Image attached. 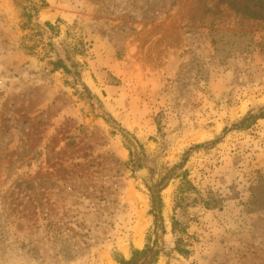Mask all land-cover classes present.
<instances>
[{
    "label": "rangeland",
    "instance_id": "rangeland-1",
    "mask_svg": "<svg viewBox=\"0 0 264 264\" xmlns=\"http://www.w3.org/2000/svg\"><path fill=\"white\" fill-rule=\"evenodd\" d=\"M148 244L264 264V0H0V264Z\"/></svg>",
    "mask_w": 264,
    "mask_h": 264
},
{
    "label": "trees",
    "instance_id": "trees-1",
    "mask_svg": "<svg viewBox=\"0 0 264 264\" xmlns=\"http://www.w3.org/2000/svg\"><path fill=\"white\" fill-rule=\"evenodd\" d=\"M53 69L54 70H59V69L66 70V67L65 65L61 63V61H56L55 63H53ZM249 118H253V116L250 115L248 118H245L241 123H243ZM199 146L201 145H198L195 148ZM178 167H181V165H178L177 167L173 168L171 171H174V169H178ZM184 184L185 185L183 186L181 185V187H179V194H177L176 201H175V209L180 208L182 206L181 201L184 200V198L182 197L183 194L186 193L187 190L192 188L188 182H185ZM160 190L156 192L154 191L151 192V205H152L151 213L155 215V217H156L155 213L158 209H160V204H161L160 202L161 199L159 195ZM171 226H172V233L175 236V249L177 251L185 252L183 251V248H182V244H183V240L181 236L182 229L180 227L179 221L173 218ZM158 228L160 227L155 221L154 230L157 231ZM158 255H159V252L155 250L153 247H150L148 244V245H145V247L142 250H136V249L132 250L131 256L128 260L117 259V263L119 264H156Z\"/></svg>",
    "mask_w": 264,
    "mask_h": 264
}]
</instances>
